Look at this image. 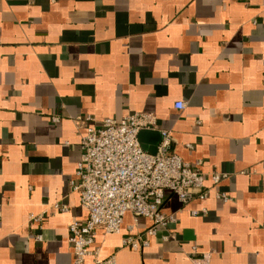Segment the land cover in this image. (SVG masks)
I'll return each instance as SVG.
<instances>
[{
  "label": "crops",
  "instance_id": "1",
  "mask_svg": "<svg viewBox=\"0 0 264 264\" xmlns=\"http://www.w3.org/2000/svg\"><path fill=\"white\" fill-rule=\"evenodd\" d=\"M134 112L157 118L139 133L143 150L155 153L165 129L183 160L226 176L186 205L166 193L176 222L148 247L121 244L144 234L145 217L98 228L100 257L264 264V0H0V264L72 263L68 227L87 218L70 183L85 127Z\"/></svg>",
  "mask_w": 264,
  "mask_h": 264
},
{
  "label": "built area",
  "instance_id": "2",
  "mask_svg": "<svg viewBox=\"0 0 264 264\" xmlns=\"http://www.w3.org/2000/svg\"><path fill=\"white\" fill-rule=\"evenodd\" d=\"M174 107L182 110L185 104L177 101ZM51 119L57 122L59 117L53 115ZM156 127V116L143 112L129 113L120 119H91L85 127L76 168L78 181L70 183L72 190L79 194L87 218L69 224L71 264H85L87 259L88 264H107L108 261L100 257L99 249L92 247L95 231L101 228L106 234L119 233L127 212L132 214L135 223L138 217H145L151 225L144 234L124 236L122 246L132 249L148 247L149 238L158 229H166L176 222L173 214L162 211L166 193L175 195L182 205H186L195 198H207L213 187L225 178V173L216 170L203 172L200 160L190 163L177 155L171 149L173 137L168 130H160L161 140L155 153L143 150L140 131ZM206 177L211 186L205 185ZM215 196L228 199L221 192H215ZM52 207L59 212L68 210L59 202ZM206 213L205 208L190 211L193 216ZM32 219L41 220V217ZM168 237L165 235L164 239ZM34 239L40 241L42 235L37 234Z\"/></svg>",
  "mask_w": 264,
  "mask_h": 264
}]
</instances>
